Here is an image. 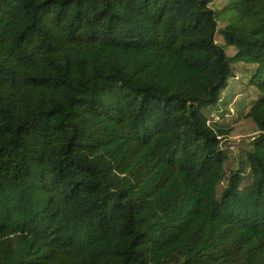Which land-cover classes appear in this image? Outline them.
I'll use <instances>...</instances> for the list:
<instances>
[{"label": "trees", "instance_id": "obj_1", "mask_svg": "<svg viewBox=\"0 0 264 264\" xmlns=\"http://www.w3.org/2000/svg\"><path fill=\"white\" fill-rule=\"evenodd\" d=\"M213 1L0 0V264H264V0Z\"/></svg>", "mask_w": 264, "mask_h": 264}, {"label": "rangeland", "instance_id": "obj_2", "mask_svg": "<svg viewBox=\"0 0 264 264\" xmlns=\"http://www.w3.org/2000/svg\"><path fill=\"white\" fill-rule=\"evenodd\" d=\"M241 0H214L211 7L216 13L218 28L228 22V18L237 16L236 11L228 9L230 5ZM227 7V8H226ZM223 8H226L223 10ZM216 41L222 45L228 57H231L235 50L224 45L220 36L216 35ZM233 73L227 79V86L221 92L220 101L211 108V121L230 128L228 134L230 147V158H235L246 146L248 139L255 136L256 128L254 123L246 117L251 104L259 97L260 93L249 84L255 67L241 63L232 64ZM222 186V185H221Z\"/></svg>", "mask_w": 264, "mask_h": 264}, {"label": "built area", "instance_id": "obj_3", "mask_svg": "<svg viewBox=\"0 0 264 264\" xmlns=\"http://www.w3.org/2000/svg\"><path fill=\"white\" fill-rule=\"evenodd\" d=\"M230 148H233V147H230Z\"/></svg>", "mask_w": 264, "mask_h": 264}, {"label": "crops", "instance_id": "obj_4", "mask_svg": "<svg viewBox=\"0 0 264 264\" xmlns=\"http://www.w3.org/2000/svg\"><path fill=\"white\" fill-rule=\"evenodd\" d=\"M220 125H222V124H220Z\"/></svg>", "mask_w": 264, "mask_h": 264}]
</instances>
